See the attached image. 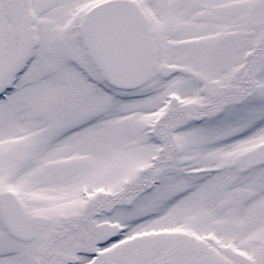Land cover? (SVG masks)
<instances>
[{"label": "snow or ice", "instance_id": "1", "mask_svg": "<svg viewBox=\"0 0 264 264\" xmlns=\"http://www.w3.org/2000/svg\"><path fill=\"white\" fill-rule=\"evenodd\" d=\"M0 264H264V0H0Z\"/></svg>", "mask_w": 264, "mask_h": 264}]
</instances>
